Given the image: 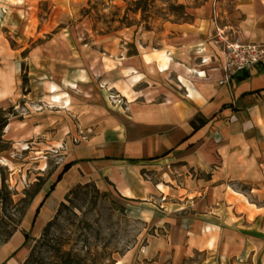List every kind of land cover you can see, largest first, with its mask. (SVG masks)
Instances as JSON below:
<instances>
[{
	"label": "rangeland",
	"instance_id": "obj_1",
	"mask_svg": "<svg viewBox=\"0 0 264 264\" xmlns=\"http://www.w3.org/2000/svg\"><path fill=\"white\" fill-rule=\"evenodd\" d=\"M137 1L0 0V113L8 119L0 184L6 179L13 200L12 218L0 214V251L6 231L29 233L21 264H209L212 254L198 244L211 230L203 216L217 206L209 182L215 178L233 207V229L222 239L264 244V157L236 155V147L225 157L216 149V163L203 171L182 161L144 168L153 188L147 202L123 198L87 163L64 174L46 198L71 160L116 153L103 131L113 120L128 129L147 103L144 92L159 103L160 86H174L171 75L155 77L149 94L137 75L131 83H141L131 87L125 67L117 66L122 53L150 50L145 61L162 72L170 60L161 51L172 38L169 23L195 21L208 0H145L136 11ZM53 85L55 94L71 97L70 107L50 101ZM219 133L211 140L216 148L225 141Z\"/></svg>",
	"mask_w": 264,
	"mask_h": 264
},
{
	"label": "crops",
	"instance_id": "obj_2",
	"mask_svg": "<svg viewBox=\"0 0 264 264\" xmlns=\"http://www.w3.org/2000/svg\"><path fill=\"white\" fill-rule=\"evenodd\" d=\"M198 12L191 23H169L172 38L161 51H165L164 58L170 60L162 72L157 62L145 61V54L153 55V52L141 53L136 47L122 53V63L117 65L120 69L122 65L125 67L130 83L141 75L144 87L150 89L149 94H152L155 77L162 80L173 76L174 86H160L163 101L153 102L148 92H144L147 103L134 111L135 122L129 123L128 129L112 121V128L103 131L102 136L116 144L115 154L103 152L96 157L75 158L69 162L75 163L72 168L90 164L123 198L138 202L152 198L153 188L142 178L141 171L157 166V162L163 165L182 161L203 171L216 163V149L225 157L234 154V147L236 155L252 153L254 160L264 157V62L253 70L239 73L228 84H219L224 77L227 43L240 40L264 46V0H208ZM141 82L131 83V87ZM199 119L206 124L194 131L192 123L198 124ZM222 129L224 145L216 148L211 140L221 136ZM124 144L128 146L127 153L120 151ZM209 182L214 186L211 194L217 206L208 208V214L203 216L210 218L203 227L209 226L211 230L198 244L199 251L212 254L209 264H244L238 263L241 258L264 262L263 243L258 246L247 238H240L239 243L222 239L225 230L233 229V223L227 221L233 207L228 202L224 184L216 178ZM218 193L221 197L216 199ZM244 217L247 219V216L241 218ZM24 233H15L0 251V264H21L26 260L30 250Z\"/></svg>",
	"mask_w": 264,
	"mask_h": 264
},
{
	"label": "built area",
	"instance_id": "obj_3",
	"mask_svg": "<svg viewBox=\"0 0 264 264\" xmlns=\"http://www.w3.org/2000/svg\"><path fill=\"white\" fill-rule=\"evenodd\" d=\"M264 62V46L240 40L227 43L224 47V77L220 85L231 82L236 75L248 72Z\"/></svg>",
	"mask_w": 264,
	"mask_h": 264
},
{
	"label": "trees",
	"instance_id": "obj_4",
	"mask_svg": "<svg viewBox=\"0 0 264 264\" xmlns=\"http://www.w3.org/2000/svg\"><path fill=\"white\" fill-rule=\"evenodd\" d=\"M145 0H141V1H137L135 3L136 5V11L141 9V5L144 3ZM238 77V76H237ZM242 77H238V79H241ZM198 124H196V122H193V128L194 131L199 130L203 125L206 124V121H203L201 119H199ZM8 126V119L4 117V115L2 113H0V138L2 137V132L4 131V129ZM150 160H155V159H150ZM75 165L74 162L72 163H68L65 165L62 173L58 176L57 181L55 183L52 184L49 193L46 195V198H48L51 193L55 190L56 185L62 180L64 174H66L73 166ZM0 170H2L0 168ZM43 204V203H42ZM41 204V206H42ZM13 206V200H12V195L11 192L9 190L8 185H6V179H2V184H0V214L5 218V217H9L10 219L12 218V215L9 211V209ZM40 206V208H41ZM8 214V215H7ZM38 215V212L37 214ZM16 228L14 227V229L10 230V231H6L5 233V239H4V243H7L15 234L16 232ZM24 236L26 238V241L29 240V234L28 233H24ZM31 258H32V254H31ZM70 259L67 256V260ZM30 262V258L27 260L26 264H28Z\"/></svg>",
	"mask_w": 264,
	"mask_h": 264
},
{
	"label": "bare ground",
	"instance_id": "obj_5",
	"mask_svg": "<svg viewBox=\"0 0 264 264\" xmlns=\"http://www.w3.org/2000/svg\"><path fill=\"white\" fill-rule=\"evenodd\" d=\"M170 69V68H169ZM188 71V70H187ZM180 72V71H179ZM189 73V72H188ZM200 73V72H199ZM180 75V74H179ZM185 75V74H184ZM186 78V77H185ZM50 93L54 94L50 101L52 103H55L57 105H60L62 106L64 109L65 108H68L71 106V100L69 98V95L67 93H62V94H55L57 91H58V87L53 85L51 88H50ZM58 108V107H57Z\"/></svg>",
	"mask_w": 264,
	"mask_h": 264
}]
</instances>
